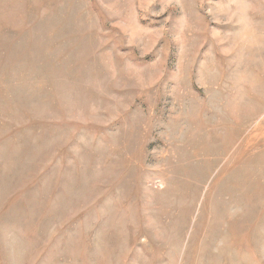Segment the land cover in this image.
Segmentation results:
<instances>
[{
    "label": "rangeland",
    "instance_id": "rangeland-1",
    "mask_svg": "<svg viewBox=\"0 0 264 264\" xmlns=\"http://www.w3.org/2000/svg\"><path fill=\"white\" fill-rule=\"evenodd\" d=\"M0 264H264V0H0Z\"/></svg>",
    "mask_w": 264,
    "mask_h": 264
}]
</instances>
